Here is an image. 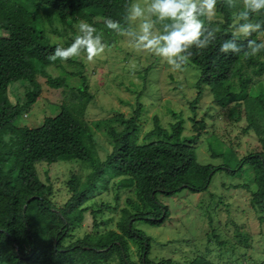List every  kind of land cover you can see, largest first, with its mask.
I'll list each match as a JSON object with an SVG mask.
<instances>
[{
	"label": "trees",
	"instance_id": "trees-1",
	"mask_svg": "<svg viewBox=\"0 0 264 264\" xmlns=\"http://www.w3.org/2000/svg\"><path fill=\"white\" fill-rule=\"evenodd\" d=\"M131 3L132 0H0V264H218L202 255L182 263L169 258L154 261L150 258V237L134 224L162 225L170 211L157 195L171 196L184 188L203 191L214 173L222 169L232 176L239 175L244 166L252 170L254 189L250 191L249 203L258 219L264 221V86L252 94L246 92L253 81L260 83L256 78L264 76V51L245 58L243 52L225 54L219 50L223 41L233 36L240 4L230 8L224 0H217L216 12L221 19L211 20L212 26L220 29L216 41L204 50H191L194 55L189 64L199 70L197 95L191 106L195 111L194 103L205 87L216 104L224 106L235 100L228 116L235 121L244 117L246 125L242 131L257 136L259 149L237 159L232 168L202 164L197 161L195 144L205 123L195 117L190 118L195 131L190 138H180V117L167 128L154 116L152 128L139 139L143 110L139 91L132 115L116 113L121 127L107 128L111 151L103 160L98 156L93 132L85 120L93 95L83 72L69 71L68 74L80 77L81 84L68 87L63 76L46 70L51 64L62 63L47 59L55 47H67L73 39L67 34L64 43L51 42L45 25L63 36L69 29L73 31L70 23L84 20L102 32L106 26L95 18L126 24V5ZM252 20L264 23V12L253 14ZM104 36L111 45L113 39ZM261 38L253 34L247 39L260 42ZM247 39L238 37L237 43L246 46ZM75 62L74 58L67 61ZM38 75L45 77L51 88L68 89V101L39 126H17L20 114L40 96ZM235 76L238 92H233L229 83ZM18 81L25 83V91L17 92L12 100L8 86ZM6 136L10 137L7 142ZM212 153L221 154L213 149ZM63 160H77L87 165L90 172L82 180L81 175L71 171L66 181L69 196L57 205L52 198L53 183L48 177L45 181L40 179L37 164ZM115 178H120L119 189L133 187L136 200L128 197L126 202L135 210L123 207L117 228L99 231L98 227L106 224L101 214L110 207L103 202L98 205L96 197ZM89 207L94 231L74 237ZM129 241L140 246L137 259L132 258Z\"/></svg>",
	"mask_w": 264,
	"mask_h": 264
},
{
	"label": "rangeland",
	"instance_id": "rangeland-1",
	"mask_svg": "<svg viewBox=\"0 0 264 264\" xmlns=\"http://www.w3.org/2000/svg\"><path fill=\"white\" fill-rule=\"evenodd\" d=\"M135 2L137 0H132V3ZM139 2L143 4L144 0ZM220 19V14L215 11L212 20ZM95 20L106 26L101 18ZM80 21L70 23L73 31L69 29L63 36L51 32L50 26L46 24L49 40L64 43L67 34L74 39L78 34L76 25ZM55 24L61 27L58 22ZM102 33L105 39L112 38L113 42L94 61L89 62L82 54L73 57L80 65L77 62H62L61 65L51 64L46 68L52 75L63 76L68 87L81 84L80 77L68 72H83L89 83V92L93 95L86 108L85 120L93 132L95 148L102 160L112 148L107 128L121 127L116 120V113H122L125 117L132 115L139 91V99L143 104L139 118V139L152 128L154 116L167 128L180 117L183 120L180 138H190L195 134L190 118L195 117L205 123L195 144L196 158L200 163L232 168L237 159L259 149L257 136L251 131H242L246 125L244 117L235 121L228 116L229 107L234 105L235 100L224 106L216 104L205 87L201 97L194 103L193 111L191 102L197 95L196 81L199 76L195 66L189 64L184 71H173L162 58L137 51L128 43L129 38L107 27ZM256 79L260 83L253 81L247 93L252 94L259 86H264V76ZM37 81L41 86L40 96L20 114L17 126H39L45 117L60 110V104L68 101V89L49 87L41 75L37 76ZM229 83L233 92L240 90L238 76L233 77ZM14 84L11 82L8 86L12 100L17 92L25 91L23 81ZM212 149L221 154L214 155ZM37 171L41 180L45 181L47 177L51 180L54 189L52 198L57 205H61L69 196L66 181L70 172L81 175L83 180L90 168L77 160H63L53 164L38 163ZM252 178L253 173L248 166H244L241 173L235 176L222 169L214 173L203 191L193 192L184 188L171 196L157 195L158 200L167 205L169 218L159 226L144 222L134 224L150 237V258L154 261L169 258L173 262L182 263L202 255L218 264H264V221L258 219L257 211L249 203L250 191L254 189ZM119 179L110 180L107 190L96 197L98 205L103 202L110 207L101 214L106 224L98 227L99 231L116 229L123 207H128L132 212L135 210L126 202L128 197L136 200L133 187L119 189ZM246 183L248 186H244ZM91 208L86 211L85 219L74 237L94 231V220L89 213ZM129 244L132 258L137 259L140 246L133 241H129Z\"/></svg>",
	"mask_w": 264,
	"mask_h": 264
},
{
	"label": "clouds",
	"instance_id": "clouds-1",
	"mask_svg": "<svg viewBox=\"0 0 264 264\" xmlns=\"http://www.w3.org/2000/svg\"><path fill=\"white\" fill-rule=\"evenodd\" d=\"M232 8L238 4L241 10L235 16L232 38L224 40L220 52L238 54L245 58L264 51V23L253 22V14L264 12V0H224ZM217 0H137L126 5V24L104 18V24L116 34L127 39L137 51L162 58L173 71H184L194 53L193 48L204 50L217 39L218 26H212ZM59 27V26H58ZM78 34L67 47L58 45L47 57L52 62H67L84 54L89 62L103 54L108 43L93 24L81 20L76 25ZM60 30H63L60 28ZM253 34L260 42L247 39ZM238 37L247 39L246 46L237 43ZM10 137H5L7 142Z\"/></svg>",
	"mask_w": 264,
	"mask_h": 264
}]
</instances>
